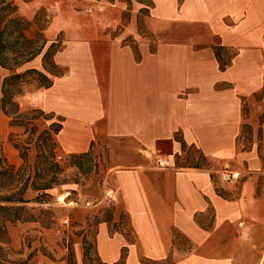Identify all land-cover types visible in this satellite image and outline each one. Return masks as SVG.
<instances>
[{"label": "crops", "instance_id": "obj_1", "mask_svg": "<svg viewBox=\"0 0 264 264\" xmlns=\"http://www.w3.org/2000/svg\"><path fill=\"white\" fill-rule=\"evenodd\" d=\"M103 1L79 0L77 11L55 14L61 74L37 89L39 108L60 121L62 154L108 149L114 208L113 219L97 226L98 260L257 264L264 256V0H183L181 30L149 37L136 35L132 19L115 33L123 5ZM158 156L169 166L159 167ZM224 162L241 171L239 180L220 179Z\"/></svg>", "mask_w": 264, "mask_h": 264}, {"label": "rangeland", "instance_id": "obj_2", "mask_svg": "<svg viewBox=\"0 0 264 264\" xmlns=\"http://www.w3.org/2000/svg\"><path fill=\"white\" fill-rule=\"evenodd\" d=\"M79 0H15L19 11L23 16L32 19L36 11L44 9L50 17V25L55 14L67 12L72 8L77 11ZM93 1V0H90ZM113 5H123L126 12L129 11L128 20L133 21L137 36H150L151 30L165 32L166 30H181L179 18L183 0H151L153 10L143 16L138 12L140 5L133 4L129 7L121 1L110 2ZM130 8V10H128ZM126 9V10H125ZM152 12V14H151ZM74 15H79L76 12ZM152 15V16H151ZM84 25L86 17L80 15ZM150 16V17H148ZM85 17V18H84ZM123 18V17H122ZM73 19V18H72ZM77 20V18H75ZM126 20V19H125ZM148 20V21H147ZM149 22L151 28H149ZM48 26L46 35L61 41L62 35L55 26ZM124 22L116 28L117 33L124 26ZM40 59L35 58L29 66L39 68ZM37 90L26 92L18 99L20 112L40 109L37 101ZM43 111L38 120L39 128L45 129L49 124ZM9 119L0 113V162L5 161L18 169L28 166L31 176L41 168V158L37 157V150L32 145L27 153L26 162L20 157V153L13 147V141L20 142L26 138L22 130L8 125ZM56 158L63 167L64 183L57 185L52 191L47 202L30 201L26 204L36 221L18 223L9 227L12 245L15 250L21 252L14 255V259H25L34 250V256L29 264H101L95 251V234L98 224L103 220L113 219L114 204L103 200L106 174L111 167L109 152L105 145L90 149L86 155L70 159L71 155L62 154L56 146ZM35 191L28 190L25 197L33 200ZM75 202L77 204H75ZM89 203V204H87ZM50 210L53 217L45 214ZM51 218V219H50ZM51 220V226L46 227ZM47 224V225H45ZM117 226V223H114ZM120 264V263H117Z\"/></svg>", "mask_w": 264, "mask_h": 264}, {"label": "trees", "instance_id": "obj_3", "mask_svg": "<svg viewBox=\"0 0 264 264\" xmlns=\"http://www.w3.org/2000/svg\"><path fill=\"white\" fill-rule=\"evenodd\" d=\"M109 1H121L129 7L140 5L138 12L143 16L149 13L153 5L151 0ZM128 15L127 10L122 14L124 24ZM49 23L50 17L42 8L36 11L32 19H28L21 14L15 0H0V113L9 119L10 127L18 128L27 135L20 142H12L20 157L26 162L27 153L33 145L38 159L42 160L41 168L37 167L32 176L26 165L15 169L5 161L0 162V264H29L35 250L25 259L12 258L21 252L12 245L9 227L36 221L26 204L30 201L47 202L51 191L65 180L62 178L63 167L55 153V137L61 128L60 121L49 114L47 128L40 129L38 120H46L42 116L43 110L37 108L22 113L18 102L26 92L50 87L51 77L61 74L54 63L60 43L49 41L45 35ZM37 57H40L42 69L29 66ZM86 154H72L70 159ZM28 190L36 192L33 200L25 197ZM43 212L53 217L50 210ZM50 226L51 220L46 227Z\"/></svg>", "mask_w": 264, "mask_h": 264}, {"label": "built area", "instance_id": "obj_4", "mask_svg": "<svg viewBox=\"0 0 264 264\" xmlns=\"http://www.w3.org/2000/svg\"><path fill=\"white\" fill-rule=\"evenodd\" d=\"M156 162L157 165L161 168L169 166V161L165 156H158ZM241 175H242L241 171L233 168L231 164L228 162H224L221 168L218 170V176L225 183H231L237 181L241 178ZM113 194H114L113 188H111L110 186H106L104 189L103 200L107 202L111 201ZM75 204L77 203L75 202ZM257 264H264V256L261 257L260 261Z\"/></svg>", "mask_w": 264, "mask_h": 264}]
</instances>
